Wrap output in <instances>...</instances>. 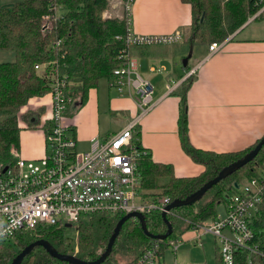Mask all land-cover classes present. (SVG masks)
<instances>
[{
	"label": "trees",
	"instance_id": "1",
	"mask_svg": "<svg viewBox=\"0 0 264 264\" xmlns=\"http://www.w3.org/2000/svg\"><path fill=\"white\" fill-rule=\"evenodd\" d=\"M108 0H21L0 5V51H12L13 61L0 63V172L12 166L16 158L12 150L19 151L20 131L18 113L31 99L48 95L49 85L36 65L59 60V70L66 75L67 94L75 103H84L87 92L97 87L100 80H110L112 70L120 64L117 58L125 53L131 57L147 47L131 46L125 41L129 29V17L125 7L121 18H102ZM125 1V0H123ZM191 9V22L185 42L190 46L220 44L249 18H258L264 0H181ZM53 6L64 10L57 20L44 23L43 16L52 14ZM59 42V43H58ZM58 43V45H56ZM60 53L64 57L59 58ZM192 75L183 79L174 95L179 96L177 119L178 136L183 152L202 170L194 176H176L170 164L153 160L139 142L137 125L133 132L139 150L137 172L140 177L139 192L145 201L157 202L162 198L169 203L184 199L205 182L212 179L224 166L236 161L251 150L263 136L251 145L237 151L215 152L194 147L188 137L186 92ZM39 111L27 114L38 115ZM48 126L47 124L44 125ZM44 129V128H43ZM264 144L257 155L224 179L218 181L191 205L173 208L166 213L172 233L165 240H155L144 235L139 222L126 220L116 237L112 251L101 264H136L137 258L151 244L157 243V256L161 259L167 240H180L183 233L197 225L216 219V208L225 209L240 185L253 178L263 179ZM237 184V187H235ZM264 185V180L262 182ZM255 216L248 224L252 238L248 242L254 252L246 248L233 251L232 264H264L260 255L264 252V192ZM122 214H94L80 221L76 232L77 252L65 238V226L40 225L34 230H19L0 243V264H10L12 259L28 244L36 240L47 241L58 253L75 255L80 260H95L105 249L108 239ZM147 231L151 235L162 234L166 225L161 212L154 210L144 215ZM119 254V262L109 261ZM20 264H69L51 257L37 246ZM214 264H222L218 248L214 250Z\"/></svg>",
	"mask_w": 264,
	"mask_h": 264
},
{
	"label": "crops",
	"instance_id": "2",
	"mask_svg": "<svg viewBox=\"0 0 264 264\" xmlns=\"http://www.w3.org/2000/svg\"><path fill=\"white\" fill-rule=\"evenodd\" d=\"M19 1L0 0V5ZM127 12L129 29L133 33L155 35L179 29L183 32L182 40L174 45L150 46L130 57L135 71L152 88L153 106L140 116L137 127L139 142L153 160L170 164L176 176H194L202 170L201 165L191 161L181 149L177 125L179 96L173 94L191 70L194 72L186 92V103L188 137L194 147L215 152L237 151L263 136L264 7L258 18H249L214 52H209L207 45H196L201 47L196 48L195 56L191 53L186 57L182 53L185 51L176 47L184 44L190 52L195 49L185 42L191 22L188 4L181 0H131ZM1 53L0 58H3ZM8 58L0 59L6 60L0 63L13 61L14 54ZM104 81L105 86L98 82L96 88L87 92L84 103L77 100L76 109L74 106L66 113L69 116L65 124L69 126L77 152L88 151L92 138L103 141L117 134L139 113L132 98L120 96L109 86L108 80ZM44 97L45 102L41 100L43 97L33 98L40 104L35 109H27L40 110L38 115L42 113L44 118L38 127L41 140L25 137L29 143L24 139L26 145L22 146L20 131L18 153L24 159H38L46 152L43 126L50 116V98L49 95ZM117 112L121 114L120 120ZM185 239L193 245L197 243L195 233ZM166 250L161 264H169L165 260Z\"/></svg>",
	"mask_w": 264,
	"mask_h": 264
},
{
	"label": "built area",
	"instance_id": "3",
	"mask_svg": "<svg viewBox=\"0 0 264 264\" xmlns=\"http://www.w3.org/2000/svg\"><path fill=\"white\" fill-rule=\"evenodd\" d=\"M130 3L131 0H122L127 11ZM51 9L52 14L43 16L44 23L61 17L57 14L59 7L53 6ZM182 38L180 29L155 35L136 34L128 29L125 41L131 46L150 47L174 45ZM218 46V43L210 44L209 52H214ZM63 57L64 54L60 53L59 58ZM117 58L120 64L112 70L109 86L115 88L120 96L124 94L132 98L139 113L117 134L103 141L92 138L86 152L75 150V141L70 135L69 126L65 124L66 113L74 108L75 103L67 94V76L60 72L59 60L35 66L49 85L50 116L48 126H43L46 152L38 159H24L12 150L15 163L2 168L0 243L19 230H34L40 225L70 224L75 227L94 214L124 216L136 212L144 216L154 210L165 212L168 199L145 201L138 189L140 177L136 161L140 153L133 132L140 116L153 106L152 88L135 71L131 58L125 53L119 54ZM193 72H187L186 77ZM262 178H253L239 186L231 195L224 218L216 217L193 229L198 244H201L200 238L205 233L212 234L222 243L219 249L222 264H232L233 251L237 248L254 252L248 245L252 238L248 224L261 202L264 173ZM179 241L167 240V247L175 252ZM157 248V243L151 244L137 258L136 264H161L156 254ZM74 251L77 252V246ZM260 255L264 258V252Z\"/></svg>",
	"mask_w": 264,
	"mask_h": 264
},
{
	"label": "rangeland",
	"instance_id": "4",
	"mask_svg": "<svg viewBox=\"0 0 264 264\" xmlns=\"http://www.w3.org/2000/svg\"><path fill=\"white\" fill-rule=\"evenodd\" d=\"M18 1V0H17ZM121 1V2H119ZM124 5L122 4V0H108L107 1V5L106 8L103 10V12L101 13L102 18H107V17H119L121 18V13L123 10ZM64 10L61 8V10H59V12L57 13L59 16L63 15ZM120 11V12H119ZM182 48V50H184V57L188 56L189 54L193 53V56H195L196 52V48H200L201 46H195L194 51L190 52V48L188 47L187 49V45L184 44H180L179 46H177L176 48ZM2 56L3 58L0 59H11L13 57V52L12 51H2ZM193 59V58H192ZM0 61H6V60H0ZM12 60H8V62H10ZM184 62V61H183ZM99 84H101V86H105V81L101 80L99 82ZM156 85V84H154ZM156 87H158L156 85ZM175 87V86H174ZM103 94V92H102ZM111 95H114L113 93H111ZM154 97V96H153ZM102 99V97H101ZM41 100L43 102L46 101V97L41 98ZM40 102H37V100L33 99L31 101H29L25 106L21 107L19 113H18V119H19V126L22 127L21 130V145L24 146L26 144L29 143V141L27 139H25V137H28L30 139H34L36 138L38 141L41 140V131L39 130V125L42 123V119L44 118V115L41 113L40 115H30L27 114V119L24 121L23 119H21V115L28 113L30 111H27V109L32 108L35 109L36 105H39ZM35 112V111H32ZM72 113V112H71ZM117 119H121V114L120 112H117ZM40 116V117H39ZM69 114L66 116V119H68ZM24 139L26 140V144L23 142ZM79 150V149H78ZM249 186V184H246ZM263 192H264V186H263ZM216 215L217 217H221L224 218L226 216V209L224 205H219L216 208ZM74 226L73 227H65V238L67 239L68 243L75 247L76 246V234L74 231ZM192 233H194L193 229H189L186 231L185 234L182 235V237L180 238L179 241V245L176 249V251H172L170 248H167V252L165 255V260L167 263H174L175 264H214V250L217 247L218 250L221 248L222 243L214 238V236L210 233H205L202 234L201 236V244L195 243L193 245V243L190 240H186L185 238L188 235H191ZM189 249H194L192 251H188ZM171 252V254H170ZM119 254H115L113 256V258L109 261V263H112L113 261L119 262L121 261V257L118 256Z\"/></svg>",
	"mask_w": 264,
	"mask_h": 264
},
{
	"label": "water",
	"instance_id": "5",
	"mask_svg": "<svg viewBox=\"0 0 264 264\" xmlns=\"http://www.w3.org/2000/svg\"><path fill=\"white\" fill-rule=\"evenodd\" d=\"M264 144V138L260 139V141L246 154H244L241 158L237 159L236 161L224 166L221 170L217 172V174L207 182H205L199 189L191 193L190 195L186 196L184 199H175L172 202H170L166 208L165 212L161 213V217L163 219V222L166 225V231L162 234L157 235H151L145 226L144 222V216L140 213H129L124 216H122L117 223L115 224L112 233L108 239V242L106 244V247L104 251L95 259L91 261H84L77 258L75 255L70 254H60L58 253L47 241L45 240H36L27 246H25L10 262V264H20L23 258L32 251L37 246L42 247L51 257L59 260L64 261L69 264H101L105 261V259L109 256V254L112 251V246L114 244V241L116 237L118 236L123 223L128 220L135 218L139 224L140 228L144 235L148 236L149 238L155 239V240H165L168 238L172 233V227L171 224L166 219V213L170 211L173 208L181 207V206H187L191 205L194 202L198 201L207 190H209L213 185H215L218 181L224 179L228 175L232 174L236 170L242 168L245 164H247L249 161H251L257 153L260 151L262 145ZM235 187H237V184H235ZM65 227H71L70 224H65Z\"/></svg>",
	"mask_w": 264,
	"mask_h": 264
}]
</instances>
